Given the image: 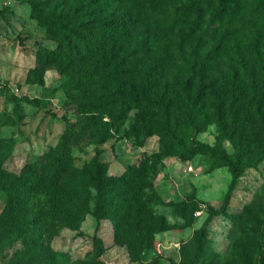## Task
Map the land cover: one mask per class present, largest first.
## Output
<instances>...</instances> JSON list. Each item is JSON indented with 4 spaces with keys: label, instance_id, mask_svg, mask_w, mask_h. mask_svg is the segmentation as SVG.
<instances>
[{
    "label": "rangeland",
    "instance_id": "1",
    "mask_svg": "<svg viewBox=\"0 0 264 264\" xmlns=\"http://www.w3.org/2000/svg\"><path fill=\"white\" fill-rule=\"evenodd\" d=\"M81 1L88 0H0V139L12 143L6 169L18 176L24 166L56 153L63 132L58 118L81 108L100 110L105 135L101 143L84 140L74 152L42 247L17 243L6 250L7 259L0 256V264H97L94 235L103 243V264H264V161L257 163L264 131L247 160L256 166L238 179L227 210L208 219L221 209L231 181L214 154L223 149L234 161L264 122V102L255 91L264 74V16L243 11L213 25L209 11L191 32L189 26L180 29L181 22L170 30L177 9L190 0H119L111 7L90 0L94 6L78 16L74 7ZM110 11L130 20L120 55L141 47L125 91L142 89L144 96L135 97L134 106L127 102L128 109L109 95L99 107L94 100L84 103L62 88L94 73L107 80L101 84L107 94L116 92L126 69L120 56L104 67L93 60L64 71L66 60L52 63L48 54L64 55L67 46L49 40L37 23L69 29ZM208 53L202 89L192 74L194 58ZM151 71L161 74L144 81ZM21 97L43 101L57 118ZM197 146L204 153L194 152ZM97 156L108 204L96 230ZM12 200L0 190V211ZM13 209L10 203L8 216ZM8 231L5 239H12Z\"/></svg>",
    "mask_w": 264,
    "mask_h": 264
},
{
    "label": "trees",
    "instance_id": "2",
    "mask_svg": "<svg viewBox=\"0 0 264 264\" xmlns=\"http://www.w3.org/2000/svg\"><path fill=\"white\" fill-rule=\"evenodd\" d=\"M103 1L105 2V7H111L119 2V0ZM165 1L166 3H170L172 0ZM93 6L94 3L90 0L81 1L75 5L74 14L84 16V13ZM35 11L34 7L33 17L35 16ZM209 11H211L210 23L213 25L216 23L220 25L225 18H232L243 11H246L252 18H261L264 16V0H190L187 5L177 9L176 18L174 23L171 24L172 28L170 30H174L177 23L181 22L180 29L189 26L190 31L193 32ZM114 13L110 11L105 16L90 17L69 29H66V25H62V23L60 26H57L55 24H47L42 19L35 18L38 25L46 31L49 40L55 41L59 45L63 44L67 46L68 51L64 55L59 53L48 54V60L52 63L54 61L57 62L61 58V60H66V65L63 66L62 70L66 71L72 65L93 60H97L104 67L118 56L121 58L122 67L126 68L120 74L125 76L123 78L124 83H120L116 92L113 91L111 94H107L105 88L101 86V84L107 83V80H102L100 79L101 77H96L92 73L91 76L86 78L78 77L72 84L64 83L62 88L67 96L73 95L84 103L94 100L98 107L106 104L107 98L111 96L113 100L118 101V106L128 109L130 107L126 106L127 102L131 106H134L138 104L134 101V98L140 95L144 96V90L142 89L136 91L138 95H135L136 92H133V87L129 91H125L129 82L128 78L133 73L136 55L141 51V47L120 55L124 46L127 45V39L130 35V20L124 16L114 18ZM190 22L192 23V27L190 26ZM58 31H61L64 35L62 33L57 35ZM107 47H109L108 50ZM211 57L212 55L208 53L202 57L194 58L196 70L192 74L196 78L197 85L202 89L206 87L204 80L207 72V61ZM162 66L163 64L160 62L159 68ZM154 74L159 76L161 73L151 71L146 74L144 81L155 78ZM114 75L115 73L112 76ZM76 76H80L78 71ZM255 91L259 103L264 102V74L260 84L255 87ZM19 100L43 108L47 114H50L53 118H57L56 115L46 109L43 101L39 99L21 97ZM98 114H100V110L81 108L74 116L58 118L63 125V132L57 152H49L36 163L24 166L18 176L12 175L5 167L6 162L11 157L12 143L0 139V190L6 191L13 198L11 202L9 201V205L10 203L14 204L11 216H8L9 205H4L0 211V256L2 260L7 259L6 250L17 243L23 242L25 246L36 249L42 247L44 242L43 230L55 218L52 203L57 199V195L60 192V182L73 169L74 152L81 148L84 140H89V143H101L105 140L104 129L100 125L101 118L98 117ZM263 131L264 122L255 127L252 135L245 139L243 148L236 155L234 161L229 155L225 154L223 149L214 154L216 161L228 167L231 181L221 209L212 212L208 219L221 215L227 210L238 179L245 171L256 166V163H247V160L253 146L260 141V135ZM195 148L194 152L204 153L200 146ZM98 160L97 156L92 173V186L95 190L93 212L97 221L96 230L98 222L104 218L105 207L108 204L104 191V168ZM262 161H264V154L257 158V163ZM10 228H12L14 236L12 239H5V236L9 234L8 230ZM103 250L102 241L94 235L92 238V255L97 264H103L100 261ZM183 264H191V262H184Z\"/></svg>",
    "mask_w": 264,
    "mask_h": 264
}]
</instances>
